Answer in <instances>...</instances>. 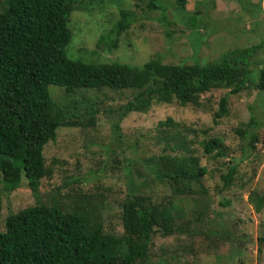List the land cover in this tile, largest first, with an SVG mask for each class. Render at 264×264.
Segmentation results:
<instances>
[{
	"label": "rangeland",
	"instance_id": "rangeland-1",
	"mask_svg": "<svg viewBox=\"0 0 264 264\" xmlns=\"http://www.w3.org/2000/svg\"><path fill=\"white\" fill-rule=\"evenodd\" d=\"M144 2L136 6L133 0H78L69 15L71 36L65 55L94 63L140 65L156 58L163 63L201 64L264 39V0H186L183 11L176 9L173 0H158L162 11L145 9ZM3 7L4 0H0V10ZM119 9L129 12L132 22L119 34L115 48L96 47L98 35L117 20ZM189 16L193 26L188 24ZM253 57L264 68V46ZM253 86L235 94L227 88L210 89L199 94L197 107L153 102L145 112H129L118 120L116 143L113 123L117 108L129 98L128 90L78 89L65 94L62 88L48 85L58 105L73 100L81 109L86 99L96 103L95 123L56 129L54 140L42 148L50 174L40 179L37 196L23 179L11 192L2 193L0 232L9 212L37 200L100 193L102 197L92 198L97 200L103 231L119 234L118 204L137 193L149 202L173 205L169 228L154 226L145 239L143 263L264 264V243L257 241L264 235V206L255 208L251 200L264 191V92ZM222 95L227 96V113L213 120ZM165 117L185 127L182 136L192 149L187 155L204 168L195 183H190V192H174L173 185L161 176L166 167L164 161L159 163L160 157L178 152L155 138V123ZM251 118L255 125L248 124ZM249 131L256 134L252 149L247 148ZM210 137L217 138V146L204 154L202 145ZM233 162V181L223 188L220 175ZM73 178L82 182L75 183Z\"/></svg>",
	"mask_w": 264,
	"mask_h": 264
},
{
	"label": "trees",
	"instance_id": "trees-1",
	"mask_svg": "<svg viewBox=\"0 0 264 264\" xmlns=\"http://www.w3.org/2000/svg\"><path fill=\"white\" fill-rule=\"evenodd\" d=\"M133 1L139 6L141 0ZM173 1L176 9L184 10L186 0ZM77 2L4 0L0 10V208L2 193L17 188L22 179L37 196L40 179L50 174L42 148L54 140L59 126L86 128L95 123L96 103L86 99L81 109L73 100L58 105L48 93V85L62 88L65 94L78 89L128 90L129 98L117 108L113 123L116 143L120 136L118 120L129 112H145L153 102L193 103L197 107L201 104L199 94L213 88H227L228 93L235 94L254 85L264 92V68L253 59L256 49L264 46V39L227 50L201 64L163 63L156 58L140 65L70 59L65 55L71 36L68 21ZM143 6L162 11L158 0H145ZM160 15L165 18L162 12ZM190 17L188 24L193 26ZM131 22L129 12L119 9L117 20L98 35L96 47L115 48L119 34ZM226 103L227 96H220L213 120L226 115ZM248 124L255 125V119ZM155 129L159 142L171 151L178 150L177 154L160 157L159 163L164 161L166 167L161 176L173 185L174 192H190V183H195L204 168L197 167L187 155L192 149L182 136L185 127L165 117L156 121ZM254 140L256 134L249 131L247 148H253ZM217 142L215 137L208 138L202 145L203 153H212ZM179 150L182 153L178 154ZM214 154L222 155L219 151ZM235 173L233 162L220 175L223 188L231 184ZM92 195L102 197L100 193ZM92 195L77 199L51 196L9 212L0 232V264H146L145 239L154 226L169 228L173 205L149 202L146 196L132 193L118 204L122 232L114 234L103 231L98 203ZM251 200L255 208L264 206V191ZM257 241L264 243V235Z\"/></svg>",
	"mask_w": 264,
	"mask_h": 264
}]
</instances>
